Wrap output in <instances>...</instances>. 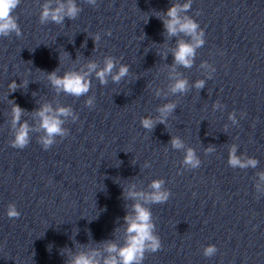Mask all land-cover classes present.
Masks as SVG:
<instances>
[{"label":"water","instance_id":"water-1","mask_svg":"<svg viewBox=\"0 0 264 264\" xmlns=\"http://www.w3.org/2000/svg\"><path fill=\"white\" fill-rule=\"evenodd\" d=\"M68 2L20 0L12 15L21 36H0V264H73L80 255L103 264L110 245L126 246L136 205L161 244L141 264H264V0H72L75 18L41 21L45 6ZM185 4L179 18L204 33L187 67L175 53L195 40L165 27L168 10ZM121 66L128 73L114 81ZM53 72L78 74L90 89L58 90ZM178 81L185 89L173 92ZM46 106L71 111L48 150L38 115ZM25 123L28 145L12 148ZM233 149L246 167L229 164ZM189 150L196 167L185 162ZM154 181L167 201L150 199ZM209 246L217 251L205 256Z\"/></svg>","mask_w":264,"mask_h":264},{"label":"clouds","instance_id":"clouds-1","mask_svg":"<svg viewBox=\"0 0 264 264\" xmlns=\"http://www.w3.org/2000/svg\"><path fill=\"white\" fill-rule=\"evenodd\" d=\"M90 3H94L95 0H89ZM20 0H0V36H7L12 32H15L17 36H21V30L16 22V18L12 15L14 10L19 6ZM189 8L188 4L183 5L181 9L180 6H173L167 12L169 20L165 23V27L170 35H175L177 31L184 32L187 35H190L195 40V45L180 43L178 49L175 53V62L184 66L191 65V57L194 56L195 47L201 46L204 41L200 38L204 35L203 32L197 35L198 25L190 19L185 18L182 22L178 16V11L187 10ZM79 9L75 6L72 0H69L67 8L61 4L56 9L52 10L48 6L44 7V10L41 15V21H46L49 17L56 22H62L64 15H67L69 18H75ZM111 35V33H107ZM98 40L99 37L97 36ZM115 66L111 58L107 59L105 62V68L97 72V78L100 79L101 83H105V77L111 74L113 67ZM96 69L95 64L89 65V71H94ZM128 73V68L126 66H121L119 69L118 75L114 76V81H119L121 77L125 76ZM50 82L58 90H62L65 93L79 97L86 94L90 89V81H86L84 77L75 74V73H66L63 77H58L55 72L49 75ZM186 82L178 81L173 87L172 91H183L185 89ZM203 82H199L197 87H202ZM10 87H15L13 82ZM88 105H92V100L88 101ZM175 106L172 104L166 105L164 108L160 109V112L164 115L171 112ZM22 109L19 106H13V123H19L20 115ZM53 110L50 107H43L38 115L41 118V127L46 133V138L42 140L43 149L48 150L53 144V138L57 135H65L64 130L61 125L63 121L59 117H67L71 115L70 109L59 108L54 114ZM163 122V121H161ZM142 126L145 129L151 130L154 127V122L151 119H143ZM28 125L25 123L20 126L19 130L16 133L15 139L13 140L11 147L15 149H24L28 143ZM172 144L175 148H181L182 144L178 139H174ZM187 164L196 167L199 164V161L196 160L194 153L189 150L186 156ZM229 164L232 167H246L247 165L241 163V161L235 156V149L232 150L229 157ZM248 165L255 167L256 161L249 160ZM161 181H154L151 185L154 190L150 196L152 202L162 203L167 201L169 193L161 192ZM135 195V194H133ZM134 211L136 213L134 219L125 217V222L128 223L127 232V241L126 246L120 249H117L115 245H110L107 248L108 253L110 254L108 258L103 261V264H141L143 259V253L145 250L150 248L153 252H156L161 249L160 241L157 237L152 235L153 225L151 221V214L148 210L142 208L139 205L134 206ZM8 215L10 218H19V213L16 211L14 205L9 206ZM217 249L214 246H209L205 249L204 255L211 256ZM112 253L117 255L113 256ZM73 264H98L93 259L80 255L78 256Z\"/></svg>","mask_w":264,"mask_h":264}]
</instances>
